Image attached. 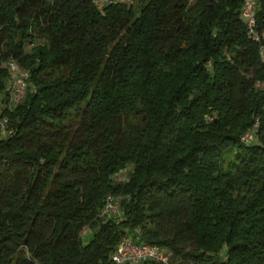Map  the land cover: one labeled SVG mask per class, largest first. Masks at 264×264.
Returning <instances> with one entry per match:
<instances>
[{
  "label": "trees",
  "instance_id": "trees-1",
  "mask_svg": "<svg viewBox=\"0 0 264 264\" xmlns=\"http://www.w3.org/2000/svg\"><path fill=\"white\" fill-rule=\"evenodd\" d=\"M111 1L0 0V264H264V0Z\"/></svg>",
  "mask_w": 264,
  "mask_h": 264
},
{
  "label": "built area",
  "instance_id": "built-area-1",
  "mask_svg": "<svg viewBox=\"0 0 264 264\" xmlns=\"http://www.w3.org/2000/svg\"><path fill=\"white\" fill-rule=\"evenodd\" d=\"M123 0H113L115 3H120ZM256 0H243L241 16L245 20L248 33L254 40L258 41L259 36L255 33V11ZM264 37V35H262ZM264 62V50L260 52ZM7 69L12 77V81H8V107H14L25 96L27 90L28 74L21 69L15 62L7 63ZM5 107L0 102V135L7 134L9 122L6 117L2 116V108ZM245 142L252 140V135L247 134L242 138ZM119 198L108 197L104 207L101 210V217H119ZM169 252L157 245L140 243L133 240L131 237L124 238L114 249L111 255L112 264H169Z\"/></svg>",
  "mask_w": 264,
  "mask_h": 264
},
{
  "label": "rangeland",
  "instance_id": "rangeland-1",
  "mask_svg": "<svg viewBox=\"0 0 264 264\" xmlns=\"http://www.w3.org/2000/svg\"><path fill=\"white\" fill-rule=\"evenodd\" d=\"M111 2H113V0H112ZM108 3H110V0H95V6H96V9H98V10H102V8H103L104 6H106ZM120 4H125V5H127V6H132V7L136 8L137 5H138V0H123L122 2H120ZM40 44H42V40H40V39H36V40L34 41V44H31V45L28 46V51H29L30 49H32L34 46H37V45H40ZM4 67H5V66H4ZM8 80L10 81V83H11V81L13 80L12 77L10 76V73H9ZM7 134H8V133H7ZM5 135H6V134H5ZM5 135H3V136H5ZM0 136H1V135H0ZM131 171H132V167L130 166V167H128V168L122 170L121 172L117 173V174L113 177V180H114V181H127V179H128V174H129ZM118 210H119V211L121 210V198H119V207H118ZM85 231H86V230H85ZM88 238H89L88 236H87V237H83V236H82V241H83V242H86V241H88Z\"/></svg>",
  "mask_w": 264,
  "mask_h": 264
}]
</instances>
